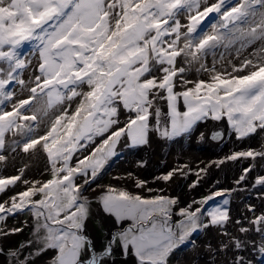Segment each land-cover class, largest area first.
Returning <instances> with one entry per match:
<instances>
[{"label":"snow or ice","instance_id":"snow-or-ice-1","mask_svg":"<svg viewBox=\"0 0 264 264\" xmlns=\"http://www.w3.org/2000/svg\"><path fill=\"white\" fill-rule=\"evenodd\" d=\"M212 14L218 19L205 30L202 22ZM26 41L35 42L34 66L19 51ZM258 42L261 46L245 56ZM29 67L34 73L25 80ZM193 69L207 73L208 79H189ZM25 91L27 98H19ZM53 110L59 114L41 133L43 118ZM209 119L226 120L229 128L214 131V141H245L264 133V0H0V166H6L12 153L34 156L42 150L51 175L46 181H29L22 179L20 169L19 175L0 177V194L18 182L27 186L0 201V257L7 264H35L37 257L51 252L49 264H116L119 252L125 258L133 255L137 264H168L177 248L194 245L193 235L209 227L222 237L216 248L205 245L212 264L218 253L246 247L264 256V212L257 214L254 205H246L251 216L234 221L239 234L228 230L233 221L227 197L236 189L193 200L178 209L175 214L182 219L173 223L178 197H142L97 183L122 141L124 147L137 148L150 145L153 136L190 139ZM204 135L200 132L198 138ZM98 136L104 137L101 143L73 163L76 153ZM240 160L253 161L234 182L246 190L256 162L264 161V143L231 150L195 171L177 165L155 179L168 182L176 175L195 174L191 189L212 164ZM94 183L92 191L101 189L97 202L104 213L118 226L131 221L108 234L99 248L86 230L93 201L85 192ZM146 184L135 179L138 188L163 192ZM251 186H264V175H257ZM259 195L264 199V192ZM218 197L224 198L219 205L205 208ZM29 213L31 236L14 248L6 246L9 236L24 231L9 228L8 218ZM226 264L251 261L237 255Z\"/></svg>","mask_w":264,"mask_h":264},{"label":"rangeland","instance_id":"rangeland-1","mask_svg":"<svg viewBox=\"0 0 264 264\" xmlns=\"http://www.w3.org/2000/svg\"><path fill=\"white\" fill-rule=\"evenodd\" d=\"M213 2H215V0H209V3H213ZM232 2L235 3L236 0H232ZM217 19L218 18L216 17V15L212 16L211 19H206L202 25V28H204L205 30H209V26L211 25V23L216 22ZM182 23H186V21L182 20ZM34 45H35V42H27L26 41L23 43V45L21 46L19 51H21L22 53L28 54L26 57L28 59L34 58V56L36 57V55L34 54ZM260 46L261 45L259 44V42L257 44L252 45L251 47H249L245 51L244 55L245 56L248 55V53L253 52L254 49H258ZM224 63H225L226 70L228 72H231V70H232L231 66L227 65L226 62H224ZM234 63L239 64L240 60L234 61ZM218 65H219L217 67L218 70L225 71V67L223 68V67H221L220 64H218ZM188 76L190 77L189 79H191V80H196V78L207 80L206 78H208V75L199 76V74L195 71V69H193L191 72H189ZM27 94L29 95V93H27ZM27 96L24 98H27ZM77 100H79V98H77ZM160 103H161V107L164 109V111H167L166 101H161ZM75 106H76V104L74 102L72 105V108L74 109ZM180 108H181V110H184V106H183L182 102L180 104ZM71 110L72 109H70V111ZM54 114H59V113L54 110V113H49L48 117L43 118V121H42L40 129H39V131L41 133L47 131L49 124H50V119L54 118ZM220 126L224 131L227 130L228 125H227L226 120L220 121L219 123H217V125H216L215 121L210 120L209 126H208L209 128L207 129L206 133H204L205 134L204 137L207 140V142L213 143V144L214 143L220 144V146L223 148L226 145L225 141L224 142H218V141H214L211 139L212 133L214 131H217L218 129H220ZM198 137H199V133H196L190 139L180 138V139L173 141L172 144L166 145L165 143L167 141L159 139L156 136H153L152 138L154 140L151 139L150 145H154V146H150V145L142 146V147L138 148L136 151H134L133 153H127V154H125L124 149L125 150L131 149V147H124L122 150L118 151V155L116 157L112 158V160L109 161L108 165H106V167L102 173L101 178L98 179L99 184L102 185L103 183H105V184L109 185V183H110L109 180H110V177L112 175V172L117 171V170H122L116 166V164H118L120 161L127 162L128 160L130 161L132 159H135V161L139 164H143V163L146 164V161H143L144 154L142 153L146 147H149L153 152L159 153L162 156L161 161H159L157 159V156L155 157V159L159 161L155 167V173L157 172L160 174L162 171H168L167 168L170 166L176 167L177 165H184V164H189V165H191V167L197 168L203 162V159L201 161H197V162L192 161V158L187 159V157L184 154H182L181 150L184 149V151L185 150L188 151L191 148V146H193L194 143H197L199 141ZM102 139H104V137H99V136L95 137V142L90 143L86 149H82L80 152L76 153V155L73 157L72 162L74 163L76 161V159L82 158L83 155H87L88 153H90L95 147H97L101 143ZM246 141L247 140L235 141V145L239 146L240 147L239 150H241L242 149L241 146ZM121 143L124 144V141H122ZM247 143H248V147L259 148L260 145L262 143H264V133L257 135V136H254L252 138H249ZM180 147L181 148L183 147V148L180 150L179 149ZM184 147H187V148H184ZM191 150L194 151L193 149H191ZM187 151H185V152L187 153ZM41 152H42V150L38 151L36 153V155H34V156L39 157L38 154H40ZM202 152H204V151H202ZM30 156L32 157L33 155L32 154H24L22 152L12 153L8 159V162L10 163L9 168L12 169V167H16V164L23 167L24 163L29 160ZM47 162H48L47 156L45 153H43L42 155H40L38 162H37V164H39L41 166L40 169H38L36 165L33 166V170H32V167L24 168V174H23L22 179H27L29 181H39L40 177L41 178L43 177L42 170L45 169L44 165ZM249 163H253V161H251V160H240L237 162H227L225 164H226V167L228 169H232L231 174H232V176H234L237 179L239 177V175L241 174V170L244 167H247ZM256 163H257V167L252 171V173L250 174V178L247 180L246 190H243V194H244L243 197L238 199L237 201H230V205H229L230 211L234 210V207L239 203L241 204V207H244V206L249 205V204L254 205L256 207L257 214L259 213L258 208H261V207L264 208V199L260 198V195H259L260 193L264 192V186H257L256 188H253L251 186V182L253 183V179L257 175H264V161H259ZM149 166H150V162L147 163V169ZM236 167H241V168L234 169ZM46 171L48 172V176L45 179H43L42 181H46V180L51 178L50 167L46 168ZM10 172L12 174L14 173L15 175L20 174L17 171L14 172V169H12ZM11 173H9V174H11ZM3 174H5V170H4ZM35 175H38V176H35ZM146 177H148V176H146ZM217 177H218V173H216V172H209L208 173L207 172V175L204 176V178L201 180L204 184L202 186H197V187H201V188L199 190H197L196 192H194L190 196V199L188 201L199 200V199L204 198L207 195H209L210 193L215 192L217 190H227V189H230L231 187L236 186L234 182L232 184H228L225 179L218 180ZM144 179L147 180L148 178L144 177ZM195 179H196L195 174L189 175L187 177L174 176L173 179L170 181L172 183V185L175 182L174 186L168 184L169 181L164 182L162 180H158L159 181L158 183H159V188L166 187L167 191L164 195H168L170 197H175V193H173L172 190H174L175 192H177L179 190L181 191L183 188H185L190 182H193ZM180 182H181V184L179 185L178 183H180ZM22 185L24 186V184L20 183V185H18L14 189L8 191L6 194H0V201L7 200L11 195H13L16 192H19L20 188H26L27 187L26 185H25V187H22ZM126 190H128L131 193L138 191L139 195L146 197V194L144 193V190L142 188H129ZM94 193L96 195H94ZM99 194H100L99 189H98V191H92V189H90L89 191L85 192V195H87L93 201L91 207L99 204L97 202V197ZM222 199H224V198L218 197V198L214 199L213 201H210L209 204L205 206V208L207 209V208H211V207H214L216 205H219L221 203ZM197 206H199V205H194L193 207H197ZM97 210L100 212L99 207ZM177 211L178 210L175 211V209H173V213H174L172 216V222L173 223L182 219L179 215L175 214ZM247 216H251V213L247 212ZM88 221L95 228L94 230H95V235H97V238L94 241L97 242L98 248L102 247L103 243H101V242L105 241V238L107 236V232H106V229L104 226L105 225L104 222L100 218H98L97 216H94V215H91V217ZM25 222H27V223H25ZM6 223H7V226L9 228H13V227H23L24 228V231L22 233L9 236L7 238V240L4 242L6 246L14 248L18 244L23 242L27 236L28 237L31 236L33 221H32L30 213L29 214H20L15 219L10 217V218H8ZM128 224H130V222H127V224L123 227H126ZM211 232H210V229L207 228L201 232L195 233L192 237V239L195 240V244L193 245L190 242H186L183 245H181L179 248H177L171 254V256L169 257L168 264H176L177 262L178 263L180 262L182 264H185L187 262V264H191V263H189L190 260H192L190 258V256H193L192 262H195V257L193 255L194 249L202 241V236L206 235V234L210 235ZM87 234L92 238L91 234L88 231H87ZM51 256H52V253L48 254L44 258H43V256L37 257L35 260V264H49ZM115 257H117V258L120 257V254H116ZM117 258L115 260H118ZM132 259L136 260V258L133 255H132ZM201 262H202V260H200V263ZM5 263H7V259L4 257H0V264H5ZM256 264H264V256H261L259 253H258V260H256Z\"/></svg>","mask_w":264,"mask_h":264},{"label":"bare ground","instance_id":"bare-ground-1","mask_svg":"<svg viewBox=\"0 0 264 264\" xmlns=\"http://www.w3.org/2000/svg\"><path fill=\"white\" fill-rule=\"evenodd\" d=\"M212 16H215V15L212 14ZM204 22L205 21L202 22V25ZM202 25H201V27H202ZM31 60H32V65L34 66L37 63V57L34 56V58H31ZM235 61H237V60H235ZM211 63H212L211 58H209V60H208L209 66H211ZM218 66L219 65H217V67ZM33 73H34V67H29L28 69L25 70L23 78L25 80H27L29 76L33 75ZM240 74L242 75L243 73H240ZM201 75L205 76L208 74L207 73H199V76H201ZM188 78H190V77L188 76ZM197 79L198 78H196V80ZM206 79H208V78H206ZM18 87L19 86L17 85V88ZM27 93L28 92H26V91L23 92L19 96V98L26 97L28 95ZM34 103H38V101L34 102ZM50 113H54V110H53V112H50ZM211 121H213V120H211ZM209 122H210V119L207 122L201 123L198 127L197 133H200V132L206 133L207 129L209 128L208 127ZM217 123H219V122H216V125H217ZM220 128H221V126H220ZM225 131H229V129L227 128V130H225ZM9 139H12V137L10 135H9ZM235 141L236 140L234 139V137H232L231 140H225L226 145L222 148L220 146V144L209 143V142H207L205 137H203L202 139H199V141L197 143H194L193 146H191V148L188 151L185 150V151H187V153L184 151V149H182L183 147L182 148L180 147L179 149L180 150L182 149L181 150L182 154H184L187 157V159L192 158V161H195V162L201 161L203 159V162L197 168L191 167V165L187 164L191 169H193V171H195L198 168H204L210 162L217 161L220 158L225 157L226 155H228L230 153L231 150L239 151L240 147L235 145ZM247 141L241 146L242 149L248 148ZM172 143H173V141H167L165 144L170 145ZM150 146H154V145H150ZM123 148H124V144L121 143V145L118 146V151L122 150ZM138 148H140V147L126 149V150L124 149V152H125V154L133 153ZM184 148H187V147H184ZM191 149H193L194 151H192ZM202 151H204V152H202ZM142 153L144 154L143 161H146V164L143 163L142 164L143 166H141V164L137 163L135 161V159H132L130 161L128 160L127 162L120 161L118 164H116V166L122 170H117V171L112 172V175H111L110 180H109L110 181L109 185L116 187L117 189H120V188H123V189L138 188L135 185V179H139V180L147 182L146 188H151L154 190L163 189L162 193H158L157 191L148 192L145 188H142L144 190V193L146 194V197H152V196H155L157 194H165L167 191L166 187L159 188V183H158L159 181L155 178L164 174V173H167L169 170L173 169L174 167L170 166L167 168L168 171H162L160 174L156 172L157 173L156 174L155 173V167H156L157 163L162 160V156L159 153L153 152L149 147H146ZM42 154H43V152L38 154V156L40 157V155H42ZM156 156H157V159L159 161L155 159ZM39 157H35V156L31 157L30 156L29 160L24 163L23 167L16 164V167H12V169H14V172L17 171L18 173H20V169H24V168L32 167V170H33L34 165H36L37 168L40 169L41 166L39 164H37ZM149 162H150V166L147 169V163H149ZM44 166H45V169L42 170L43 177L42 178L40 177L39 181H42L43 179H45L48 176V172L46 171V168L50 167L49 162H47ZM9 167H10V163L8 161H7L6 166H0V174H1L0 177H9V176L15 175L14 173L12 174L10 172L12 169ZM238 168H241V167H236L234 169H238ZM4 170H5V174H3ZM231 171H232V169H228L226 167V164H223L219 167H217L215 164H212V166L209 167L207 170L208 173L209 172L218 173L217 179L218 180L225 179L228 184H232L236 180V178L234 176H232ZM9 173H11V174H9ZM128 173H132L133 176L128 177V175H127ZM189 175H193V174H189ZM189 175H187V176H189ZM35 176H38V175H35ZM146 176H148V177H146ZM176 176H179V175H176ZM113 177H120V179L119 180L113 179ZM144 177L148 178V179L146 180V179H144ZM196 179H197V177H196ZM170 181L168 182V184L172 185V183ZM97 183H99V181ZM178 184L180 185L181 182ZM190 184H192V182H190L181 191L179 190V191L175 192L174 190H172L173 193H175V197H178V199H179L178 205L174 208L175 211L178 210L179 208L186 207L188 204H190V202H192V200L188 201L190 199V196L194 192H196L197 190H199L201 188V187H197V186H202L204 183L201 181L195 188H191V189L189 187ZM18 185H20V183H18ZM102 185H107V184L103 183ZM174 185H175V182L172 186H174ZM251 185H252V182H251ZM22 187H25V185L24 186L22 185ZM93 188H96L95 184L88 186L87 191H89L90 189H93ZM24 189L25 188H20L19 192L24 190ZM98 189L99 188H97L96 191H98ZM230 189H236L235 191H233L231 193L230 196L227 197L230 201H237L238 199L243 197V195H244L243 190L237 189L236 186L231 187ZM99 190L101 191V189H99ZM133 194H138V191L133 192ZM94 195H96V194L94 193ZM98 207L100 209V212L97 210ZM258 210H259V213L264 212L263 207L258 208ZM91 212H92V215L97 216L98 218H100L104 222V224H105L104 226H105L107 235L110 234L111 232L115 231L118 227L125 226L127 224V222L131 223V221H124V222H122L121 225L118 226L115 222L114 217L104 213L101 205H99V204L92 206ZM230 215L232 217L233 223L229 224L228 230L230 232H232L233 234L238 235L239 233L237 232V226L234 224V221L236 219H242L243 216L247 215L246 206L241 207L240 203L237 204L234 207V210L230 211ZM94 229L95 228L93 227V225L89 221H87L86 230L91 234L93 240H95L97 238V235H95ZM209 229H210V232L212 231L211 234L210 235L209 234L203 235L202 241L194 249L193 255L195 257V262H192L193 256H190V258L192 260H190V262L188 261L189 263H191V264H207V263L211 264L212 263L213 257L211 255V253L206 249L205 245L211 244L213 246V248H216L218 246V244L220 243L222 237L219 236L218 229L216 227H209ZM249 238L250 239H256L257 241H259V237L256 236L255 234H249ZM48 254H51V252H49ZM48 254L43 255V258L46 257ZM116 254H120V253L117 252ZM237 255L243 256L245 258L246 262L251 261V264H256V260H258L257 251L252 247H246V248L239 250L237 252L229 251L227 253V255H224L222 253H218L215 257V262H216V264H226V261L233 259ZM116 258L117 257H115V259ZM117 259L118 260H116V264H137V261L132 259V255H130V254L127 256V258H125L124 256H122L120 254V257H118ZM200 260H202L201 263H200ZM178 264H182V263L179 262ZM185 264H187V262Z\"/></svg>","mask_w":264,"mask_h":264},{"label":"flooded vegetation","instance_id":"flooded-vegetation-1","mask_svg":"<svg viewBox=\"0 0 264 264\" xmlns=\"http://www.w3.org/2000/svg\"><path fill=\"white\" fill-rule=\"evenodd\" d=\"M109 182H110V181H109ZM29 237H30V236H29ZM29 237L27 236L26 239L29 238ZM26 239H25V240H26ZM103 242H105V241H102L101 243H103ZM5 264H7V263H5Z\"/></svg>","mask_w":264,"mask_h":264},{"label":"water","instance_id":"water-1","mask_svg":"<svg viewBox=\"0 0 264 264\" xmlns=\"http://www.w3.org/2000/svg\"><path fill=\"white\" fill-rule=\"evenodd\" d=\"M221 130H223L222 128H220ZM220 129H218V130H220Z\"/></svg>","mask_w":264,"mask_h":264}]
</instances>
